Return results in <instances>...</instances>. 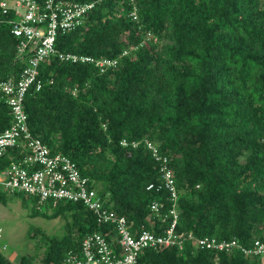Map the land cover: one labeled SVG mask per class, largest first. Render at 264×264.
Listing matches in <instances>:
<instances>
[{"label": "trees", "instance_id": "obj_1", "mask_svg": "<svg viewBox=\"0 0 264 264\" xmlns=\"http://www.w3.org/2000/svg\"><path fill=\"white\" fill-rule=\"evenodd\" d=\"M74 1L94 6L81 25L58 33L55 48L117 64L100 72L92 63L54 55L40 63L42 87L29 89L24 99L31 132L52 153L74 161L132 231H161L169 222L155 215L147 221L153 202L162 204V215L171 206L164 188L146 189L160 177L148 139L173 172L177 231L235 240L247 249L264 241V0ZM133 8L137 19L129 15ZM10 18L0 21V80L18 79L26 63L17 55ZM11 119L0 97V132ZM12 155L0 158L1 171ZM10 194L21 198L30 217L65 219L61 235L33 232L40 233L43 264H62L68 250H79L95 232L116 245L113 225L99 223L79 202L38 207L34 197L1 187L0 202ZM29 261L22 256L20 264ZM138 261L264 264V256L199 249L185 240L181 249L145 248ZM0 264H11L1 250Z\"/></svg>", "mask_w": 264, "mask_h": 264}, {"label": "built area", "instance_id": "obj_2", "mask_svg": "<svg viewBox=\"0 0 264 264\" xmlns=\"http://www.w3.org/2000/svg\"><path fill=\"white\" fill-rule=\"evenodd\" d=\"M101 1V0H100ZM93 2L74 0H45L43 4L36 0H0V21L3 17L11 25V33L19 39L17 55L26 60L19 76L0 80V97L10 107L11 123L0 132V158L12 151L13 159L3 171L0 170V187L10 193L22 192L35 198L38 207L60 201L79 202L91 210L99 223H111L115 229V247L106 239V235L95 232L86 235L79 250H68L62 264H140L139 253L145 248H182L185 240H192L196 248L231 252L240 248L244 253L264 256V241L255 240L249 249L240 246L235 240H219L215 237H196L191 232L176 230L178 219L177 189L173 172L165 155L158 152L154 142L146 139L145 144L154 160L159 162L160 177L151 182L146 189L164 188L170 195L171 206L168 213L162 215V204L150 205L151 222L155 215L161 221L169 220L161 231L139 227L131 230V223L123 215H118L91 186V181L78 169L76 163L65 155L52 153L50 148L36 135L28 125L24 108V99L29 89L39 90L42 80L39 77V64L57 56L61 61L72 63H92L100 72L116 66L117 60L107 57L71 52H59L55 48L59 32H65L83 23L87 13L93 8ZM129 15L137 19L135 8ZM147 34V39H150ZM126 51H124L125 53ZM121 145L129 142L123 139ZM133 147L137 145L132 143ZM2 229L0 227V238ZM0 248H5L1 245Z\"/></svg>", "mask_w": 264, "mask_h": 264}, {"label": "rangeland", "instance_id": "obj_3", "mask_svg": "<svg viewBox=\"0 0 264 264\" xmlns=\"http://www.w3.org/2000/svg\"><path fill=\"white\" fill-rule=\"evenodd\" d=\"M64 224L63 217H30L28 210L21 204V198L11 195L5 204L0 202V246H5L0 250L11 264H20L22 256L29 257V264H43L41 257L44 247L36 248L40 233L34 234V230L39 229L48 235H61L64 232Z\"/></svg>", "mask_w": 264, "mask_h": 264}]
</instances>
